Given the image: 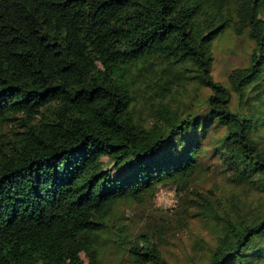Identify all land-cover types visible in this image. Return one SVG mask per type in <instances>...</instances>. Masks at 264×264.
I'll return each instance as SVG.
<instances>
[{"label": "trees", "instance_id": "16d2710c", "mask_svg": "<svg viewBox=\"0 0 264 264\" xmlns=\"http://www.w3.org/2000/svg\"><path fill=\"white\" fill-rule=\"evenodd\" d=\"M227 29L254 47L225 84ZM192 85L209 93L182 108ZM215 169L264 193V0H0V264H172L163 225L115 218L160 185L180 228L210 224L203 264H264V212L224 217L195 186Z\"/></svg>", "mask_w": 264, "mask_h": 264}, {"label": "rangeland", "instance_id": "374dc122", "mask_svg": "<svg viewBox=\"0 0 264 264\" xmlns=\"http://www.w3.org/2000/svg\"><path fill=\"white\" fill-rule=\"evenodd\" d=\"M253 47L254 43L247 35L237 36L230 29L221 34L213 45L212 73L215 79L227 84L232 69L249 65ZM208 93L206 88L189 86L187 92L178 97L180 106L183 108L188 102L203 100ZM195 186L207 193L214 204V211L224 217L234 219L238 215L253 216L264 212L263 192L235 184L218 169L200 174L195 180ZM176 200L178 203L175 205ZM184 200L185 196L178 194L173 186L160 185L155 197L147 203L123 201L117 204L115 218L129 216L131 220L128 223L134 231L147 225H157V228L163 225L162 249L172 264H203L208 244L212 241L211 226L204 220L189 219L188 225L180 228L183 225L179 224L180 216L175 208ZM83 257L86 261L87 258Z\"/></svg>", "mask_w": 264, "mask_h": 264}, {"label": "built area", "instance_id": "2783aa9c", "mask_svg": "<svg viewBox=\"0 0 264 264\" xmlns=\"http://www.w3.org/2000/svg\"><path fill=\"white\" fill-rule=\"evenodd\" d=\"M177 203H178V200L175 201V204H177Z\"/></svg>", "mask_w": 264, "mask_h": 264}]
</instances>
